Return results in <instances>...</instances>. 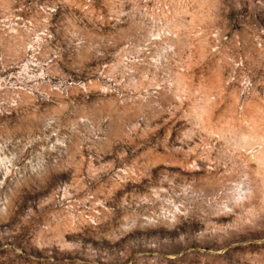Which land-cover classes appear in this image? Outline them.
I'll use <instances>...</instances> for the list:
<instances>
[{"label":"rangeland","instance_id":"374dc122","mask_svg":"<svg viewBox=\"0 0 264 264\" xmlns=\"http://www.w3.org/2000/svg\"><path fill=\"white\" fill-rule=\"evenodd\" d=\"M54 119L80 178L0 156V264H264L257 0H0V134Z\"/></svg>","mask_w":264,"mask_h":264},{"label":"clouds","instance_id":"9594fccd","mask_svg":"<svg viewBox=\"0 0 264 264\" xmlns=\"http://www.w3.org/2000/svg\"><path fill=\"white\" fill-rule=\"evenodd\" d=\"M257 3L264 7L261 0H257ZM62 127L67 129L66 134L61 132ZM76 132L75 125H61L57 119H54L44 125L39 135L33 134L24 143L21 142L23 138L14 140L6 133L0 134V156H3L5 178L15 179L18 175H22L26 179L43 180V190L51 191L54 200L62 201L64 197L59 194L64 192L65 196L67 195L65 180L75 176L76 180L71 185L74 187L80 178V169L83 166L78 159L83 144L74 142ZM17 163L21 164L20 169L15 167ZM9 191L11 185L0 180V195H6ZM0 203L6 206L8 200H0ZM66 223L67 226L74 227L78 223V218L69 215L66 217Z\"/></svg>","mask_w":264,"mask_h":264}]
</instances>
